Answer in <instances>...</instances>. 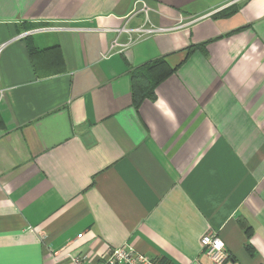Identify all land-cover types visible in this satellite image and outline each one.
<instances>
[{
  "label": "crops",
  "instance_id": "1",
  "mask_svg": "<svg viewBox=\"0 0 264 264\" xmlns=\"http://www.w3.org/2000/svg\"><path fill=\"white\" fill-rule=\"evenodd\" d=\"M206 234L264 264V0H0V264H210Z\"/></svg>",
  "mask_w": 264,
  "mask_h": 264
},
{
  "label": "built area",
  "instance_id": "2",
  "mask_svg": "<svg viewBox=\"0 0 264 264\" xmlns=\"http://www.w3.org/2000/svg\"><path fill=\"white\" fill-rule=\"evenodd\" d=\"M147 12V11H146ZM198 21L197 19H192L190 22L179 21L175 26L171 28H161L152 25L141 26L135 30L129 31L122 29L121 31L126 33H134L136 35V41L141 40L144 37L153 36L156 34L167 33L170 31L179 30L183 27L194 24ZM131 43V42H130ZM123 47L118 43L117 39H113L110 44V50ZM78 235L77 238H80ZM46 236H42V240H45ZM201 245L203 248V254L208 259L210 264H224L228 261L229 256L223 241L214 235L206 234L201 238ZM72 264H161L160 259H150L143 254L135 252L132 248L128 246H122L119 248H114L109 251L100 260L95 259L87 254L78 255L72 258Z\"/></svg>",
  "mask_w": 264,
  "mask_h": 264
},
{
  "label": "trees",
  "instance_id": "3",
  "mask_svg": "<svg viewBox=\"0 0 264 264\" xmlns=\"http://www.w3.org/2000/svg\"><path fill=\"white\" fill-rule=\"evenodd\" d=\"M173 72L169 70L164 59L152 61L136 69L132 73L135 98H138V100L151 98L160 82L172 75ZM160 262L161 264H168L163 258L160 259Z\"/></svg>",
  "mask_w": 264,
  "mask_h": 264
}]
</instances>
